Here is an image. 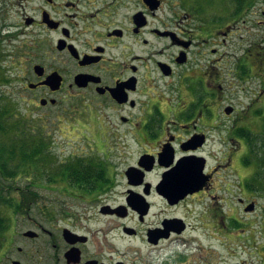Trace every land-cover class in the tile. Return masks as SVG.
Returning a JSON list of instances; mask_svg holds the SVG:
<instances>
[{
  "label": "flooded vegetation",
  "instance_id": "1",
  "mask_svg": "<svg viewBox=\"0 0 264 264\" xmlns=\"http://www.w3.org/2000/svg\"><path fill=\"white\" fill-rule=\"evenodd\" d=\"M222 3L223 9L214 13L197 0H19L23 12L16 32L30 40L21 43L18 55L32 69L24 80L31 91L25 101L58 107L53 96L78 90L68 94L72 99L57 112H42L40 120L58 121L63 132L83 138L79 144L84 152L63 161L70 166L83 158L91 171L59 175L56 183L62 186L53 191L69 200L44 207V216H31L36 206L19 208L31 228L15 232L12 240L30 244L29 264H111L96 236L117 228L127 238L145 232L154 248L176 243L192 228L189 219L197 216L196 203L202 197L209 198L204 219L212 224L225 218L224 208L234 206L231 195L245 213L256 212L254 196L260 195L261 185L247 186L254 174L246 179L231 167L230 181L229 174L220 173L231 161L244 163V154L222 151L224 159L214 165L213 143L216 135L222 144L230 139L246 146L239 135L246 128L229 125L237 110L223 105L230 100L224 84L245 81L248 72L250 77L264 76V37L255 43V72L245 53L238 56L224 49H230L229 39L247 21L258 17L259 28L264 27V0ZM54 74L60 76L58 90L42 84ZM77 78L85 85L78 86ZM42 100L47 103L42 105ZM115 151L125 165L119 171L114 168ZM79 179L85 180L74 182ZM117 187L124 189L120 202ZM251 205L254 210L247 212ZM165 210L173 214L162 216ZM230 217L216 222L217 233L230 232ZM101 218L109 220L104 231H92L84 223H100ZM152 234L164 236L155 243L150 242ZM16 249L18 255H9L8 263L26 264L21 258L25 248Z\"/></svg>",
  "mask_w": 264,
  "mask_h": 264
},
{
  "label": "rangeland",
  "instance_id": "2",
  "mask_svg": "<svg viewBox=\"0 0 264 264\" xmlns=\"http://www.w3.org/2000/svg\"><path fill=\"white\" fill-rule=\"evenodd\" d=\"M197 2L199 5L207 7L209 11H214V13L221 11L224 7L222 0H197ZM22 12L19 0H0V54H2L0 58V106L14 116L10 122L13 133H15V130L20 132L28 127H30L29 129L35 127L41 130V133L36 136L31 137L32 134L29 133L28 137L30 139L25 140L31 145L29 146L30 150L40 146L41 142H46L47 145H45L46 149L41 157L38 158L40 164L29 169L27 173L6 180L0 172V190L6 192L5 198L2 199L9 201L8 204L5 201H0V217L6 220V228L0 233V264H9L7 257L18 255L17 247L25 248L26 254L21 255V258L24 263H30L27 257L30 244L25 245L17 239L13 241L12 236L15 232L26 231L31 228V225L26 219H22V214L15 212L16 210L9 205L10 202H22L24 195L25 197L33 195L35 203H30L29 200L26 201L25 199L23 201L30 204L31 207L36 206V212L31 213V216L40 218L44 216L42 213L44 207L54 204L55 201L61 205L64 201L69 200L65 199L66 197H63L61 193L53 191V189L62 185L57 184L56 181L50 182L51 176L53 174L59 177L61 170L68 167L63 160L84 152L81 144L85 142L83 138L78 137V134L72 136L63 132V124L58 121L54 125L48 122L42 124L40 120L42 112H57L60 110L62 105L67 104L72 99L68 94L77 93V89L72 92L65 90L58 96H53L52 98L59 101L58 107L53 105L42 107L40 103L36 107L25 101L26 96L31 95V91L24 80L29 69H32L18 55V48L21 43L30 40L29 37L19 36L16 32V24L18 20L20 21ZM259 20L258 17H255L242 24L240 31L229 39L230 49H224L238 56L245 53L254 72L258 69L256 61L258 46L255 43L258 42L260 37H264V27L261 29L257 24ZM233 46H236L237 51L233 49ZM233 61L235 62V59ZM224 86L228 89L227 95L230 96V100L224 101L223 105L230 103L237 110L236 113L231 115L229 121L225 120L229 122L230 126H243L246 128L245 130H250L253 134L258 135L259 141L257 142L259 146L262 145V141H264L261 140L264 138V94L262 92L263 97L258 95L262 88L264 89V76L250 77V72H248L245 81L224 84ZM38 94L42 95L43 92H38ZM19 134L20 137L16 138L15 134L11 136L10 133L8 135L0 133V148L2 147L8 151L14 150L13 145L19 143L20 138H24L22 132ZM216 138L215 135L213 143L214 165H216L218 158L224 159L221 157L223 154L221 152L228 153V149L231 150V153L232 151L236 152L238 149L236 156L243 153L244 158L248 157L249 150L246 140V146L242 145L241 147V145L230 139L227 140L228 144H222ZM7 154V152L2 153L0 158H6ZM114 154V161L117 162L114 168L119 171L125 165L121 163L119 151H115ZM101 157L105 158L106 154L102 152ZM125 160L129 162L128 158ZM8 161L11 170L13 165L21 162V157L18 155ZM235 161L230 162L231 165L228 170L220 171L221 174H229L230 181L234 179L231 167H236L239 173L245 175L246 179H249V175L255 174L257 167L254 162L246 165L243 162ZM117 182H120L119 176H117ZM123 190V187L116 188L115 197L119 202ZM248 197H251V195L249 194ZM254 197L258 204L257 210L254 213L247 214L238 203L237 196L231 195V200L235 202L234 206H231L239 214V219L243 224H238L240 222L238 215L232 208L231 210L227 207L224 208L225 218L217 219L216 222H227V217L232 216L230 217L232 225L230 226V232H226L227 235L217 233L213 228L216 222L212 224L204 219L207 217L205 208L209 198L202 197L196 203L197 216L189 219L193 224L192 228L176 243L164 242L160 247L154 248L147 243L144 236L145 232H141L137 237L127 238L121 235L119 228L112 230L107 236L101 233L96 237L101 243L104 254L110 256L111 264H115L117 260H123L126 264H235L240 261H246L249 264H264V191L261 190L260 195ZM178 212L181 213L182 211ZM93 213L92 210L86 216L90 218ZM170 214H173V211L165 210L162 216ZM84 223L92 231L97 228L104 231L109 220L101 218L99 223L96 220L88 219ZM131 223H134V221H131ZM140 227L142 231H145L146 225ZM93 246H95L94 243L90 245V248L92 249Z\"/></svg>",
  "mask_w": 264,
  "mask_h": 264
},
{
  "label": "trees",
  "instance_id": "3",
  "mask_svg": "<svg viewBox=\"0 0 264 264\" xmlns=\"http://www.w3.org/2000/svg\"><path fill=\"white\" fill-rule=\"evenodd\" d=\"M1 56L2 54H0V58ZM13 118L14 116L10 115L8 110H3L2 107L0 106V133H2L3 135H8L10 133L11 136H14L15 134L16 138L20 137V134H19L20 132H22L24 135V138L19 139L20 140L19 143H15L13 145L14 150L8 151L2 147L0 148V157L2 153L4 152L8 153L6 158H0V172L2 173L3 177L6 180H10L12 178L17 177L18 175L25 174L32 167H37V165L40 164L38 158L41 157L42 153L46 149L45 145H47L46 142L45 143L41 142L40 146H36L30 150L29 146L31 145L25 140L30 139V137H28L29 133L32 134L30 135L32 137V136H36L37 134H40L41 130L35 127H33L32 129H29L30 127H28L25 130L23 129L25 132L23 130L20 132L15 130V133H13L11 131L12 127L10 125V122L12 121ZM239 135L240 137H243L246 140L247 145H248V150H249V155L247 158H244V163L246 165H250L251 162H254L257 167V170L253 178L250 180V182H247V186L253 189L254 184L259 182L261 185V190L264 191V141H262V145H260L261 146L260 147L257 142L259 141L258 135L253 134L250 130L244 129V131L240 133ZM261 140H264V138H262ZM18 155L21 157V162L13 165V169L10 170L8 160ZM83 161H84L83 158H79L77 160V164L71 163L70 166L68 165L67 169L65 168L64 170H61L59 175H65L66 173L90 174L91 171L86 169L88 166L85 165ZM96 167L103 169V166H96ZM100 173H103V171H100ZM56 178H57V175L52 174L50 182H55V181L57 182ZM83 180L85 179H79L74 182L83 183L84 182ZM5 194H6L5 191L0 190V201H5L8 204L9 201L2 199V198H5L4 197L6 196ZM24 199L26 201L29 200L30 203L31 202L35 203V199L33 195H27L26 197L24 195L23 200ZM23 200H21L22 202H18V201H16L15 203L10 202L9 205L13 208H16V211H15L16 213L22 214L23 212L20 211L19 208L24 207L26 205L28 206L30 205V204H26L25 201ZM5 228H6V220L0 217V233Z\"/></svg>",
  "mask_w": 264,
  "mask_h": 264
},
{
  "label": "water",
  "instance_id": "4",
  "mask_svg": "<svg viewBox=\"0 0 264 264\" xmlns=\"http://www.w3.org/2000/svg\"><path fill=\"white\" fill-rule=\"evenodd\" d=\"M151 1V0H150ZM40 69H42V68H40V67H36V71L38 72V74L39 75H42L43 74V72L42 71H40ZM76 83L78 84V86H84L85 85V83H83L82 81H80V79H78L77 78V81H76ZM42 84H44V85H51L52 86V89L53 90H58L59 89V87H60V85H61V80H60V76H58L57 74H54V75H52L48 80H46L45 82H43ZM29 87L30 88H35L36 87V85H29ZM55 100H52L51 101V103H53V104H55ZM47 103V101H44V100H42L41 101V104L42 105H45ZM233 111V109L232 108H229L228 110H227V112L230 114L231 112ZM197 190V189H196ZM254 208H255V206L254 205H251V206H249L247 209H246V211L247 212H251V211H253L254 210ZM27 235L28 236H33V234L32 233H27ZM152 236L155 238V239H151V241L150 242H157L161 237H163L164 235H156V234H152ZM166 237H168V235H165V238ZM73 253V252H72ZM74 254V253H73ZM91 263H93V262H90V263H88V264H91ZM13 264H22L21 262H19V261H14L13 262Z\"/></svg>",
  "mask_w": 264,
  "mask_h": 264
}]
</instances>
